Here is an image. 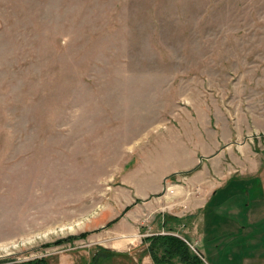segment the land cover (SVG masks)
<instances>
[{"label":"rangeland","instance_id":"374dc122","mask_svg":"<svg viewBox=\"0 0 264 264\" xmlns=\"http://www.w3.org/2000/svg\"><path fill=\"white\" fill-rule=\"evenodd\" d=\"M96 252L264 264V0H0V264Z\"/></svg>","mask_w":264,"mask_h":264},{"label":"crops","instance_id":"0c3cea01","mask_svg":"<svg viewBox=\"0 0 264 264\" xmlns=\"http://www.w3.org/2000/svg\"><path fill=\"white\" fill-rule=\"evenodd\" d=\"M177 170V169H176ZM140 173H142V171H140ZM165 176V175H164ZM164 176H162V181H163V179H164ZM204 185V187H202V184H201V186H200V188L201 189H203V188H206L207 186H210V184L209 183H204L203 184ZM162 188H163V183H162ZM144 194V192H138V190H136L135 191V198H133V199H131L130 201H129V204H132L135 200L137 201V199H142L143 198V195ZM149 194V192H147V195ZM150 195V194H149ZM173 197V196H172ZM174 198V197H173ZM140 202H141V200H140ZM142 203V202H141ZM141 203H139V201L138 202H136V204L135 205H137V204H139V205H141L142 206V204ZM170 207V206H169ZM190 208V207H189ZM132 210L133 209H130L129 211H127L126 213H127V216L125 217L126 219V222H125V224H127L128 225V227L129 226H132L133 227V224H134V222H135V220L133 219V217H132V214H135V212L134 213H132ZM171 211H172V209H170ZM148 212H149V210H148ZM125 213V214H126ZM180 216H182V215H180ZM116 219H118V218H116ZM134 220V221H133ZM125 233V234H124ZM127 232L126 231H124V232H122L121 234H123V235H125L124 237V239H126L127 241H129L130 240V238H129V234H126ZM127 237V238H126ZM110 240H112V238H110ZM125 240V241H126ZM143 241V240H142ZM142 244V243H141ZM136 247H138V246H135V249H132V248H130V247H128L127 249H123L122 251H125V252H128V253H130V254H132V255H134L135 253H137L138 251H140V252H144L145 251V246H143V247H140V248H136ZM110 248H112V250H115V251H119V250H121V248H118V247H114V246H111L110 245ZM114 248V249H113ZM130 250H132V251H130ZM148 253V252H147ZM144 254L143 255V257L141 258L142 259V261H141V263L142 264H152L153 263V261L151 260V257H150V255H148V254ZM142 255V254H141ZM134 259H137V257H135L134 256Z\"/></svg>","mask_w":264,"mask_h":264},{"label":"trees","instance_id":"16d2710c","mask_svg":"<svg viewBox=\"0 0 264 264\" xmlns=\"http://www.w3.org/2000/svg\"><path fill=\"white\" fill-rule=\"evenodd\" d=\"M146 237H144L143 239H145ZM156 238H159V239H161L162 240V244L163 245H167V249H168V251H169V256H170V260L172 259V258H174L175 257V259H178L179 257H178V255L176 254V253H172L171 252V250H173V249H175L176 248V245H175V242H176V239L174 238V237H168V236H158V237H156ZM147 239H145L143 242H145ZM151 246H152V243L150 242L149 243V247H148V249L146 248V251L147 252H150L151 253V255L153 256V258H154V260L155 261H157V259H158V256L156 255V253H154L153 252V250H151ZM99 249H100V247H99ZM98 249V250H99ZM110 252H113L114 254H116V251L114 250H110ZM109 252V253H110ZM123 254H127V253H124L123 252ZM188 257V256H187ZM195 256L194 255H192L190 258H189V261H194V264H202V261H203V259H202V261L199 259V257L198 256H196L195 258H194ZM99 259H100V255L96 252L94 255H92V257H91V261H89L87 264H95V263H97V264H99ZM180 259V258H179ZM39 262H41V263H43L44 262V264H46V262H45V259H42V260H39ZM187 262V261H186ZM166 263H168V262H166ZM187 264H189L188 262H187ZM203 264H205V262L203 261Z\"/></svg>","mask_w":264,"mask_h":264},{"label":"bare ground","instance_id":"6f19581e","mask_svg":"<svg viewBox=\"0 0 264 264\" xmlns=\"http://www.w3.org/2000/svg\"><path fill=\"white\" fill-rule=\"evenodd\" d=\"M69 228H73V226H69Z\"/></svg>","mask_w":264,"mask_h":264}]
</instances>
